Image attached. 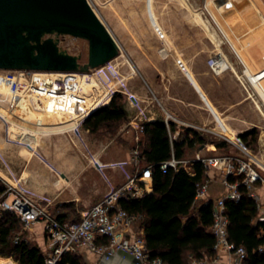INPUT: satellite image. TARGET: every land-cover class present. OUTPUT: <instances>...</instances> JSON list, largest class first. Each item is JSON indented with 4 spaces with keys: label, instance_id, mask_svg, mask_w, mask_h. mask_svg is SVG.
<instances>
[{
    "label": "rangeland",
    "instance_id": "1",
    "mask_svg": "<svg viewBox=\"0 0 264 264\" xmlns=\"http://www.w3.org/2000/svg\"><path fill=\"white\" fill-rule=\"evenodd\" d=\"M250 1L260 20L257 26L264 28V9ZM91 2L120 43L121 50L115 59L92 70L90 81L83 83L82 88L88 96L85 107L90 106L85 109L94 112L117 97L123 102L127 117L91 132L84 122L92 113L80 118V113L63 112L59 104H53L49 110L50 98L49 101L43 100V105H34L30 109L25 108L22 98L11 107L9 87L4 71L0 70V178L6 185V192L12 187L5 193L7 197L0 200L1 211H5L2 203H11L16 194H22L48 209L53 216L66 214L69 219L80 218L82 212L94 204L84 205L82 200L92 198L97 192H101L104 198L128 184L135 172L143 167L142 162L137 165L131 161V154L138 145L141 149L145 145L141 126L156 114H160L166 124L179 126L172 133L173 140L186 129L205 138V143L187 148L184 159L208 157V145L226 142V146L220 149L214 144L218 156L254 159L264 169V53L254 58L249 50L244 49L264 42L261 37L249 39L242 33L240 38L235 36L233 31L245 32L244 26L235 22L234 17H231L233 23L228 21V12L219 0L206 3L204 0ZM202 9L211 19H205L206 23L201 16ZM238 10L249 25L247 17L250 15H246L250 11L244 6ZM249 27L251 33L258 29L254 25ZM169 30L178 36L181 35L179 32L188 31L192 33L191 40L168 37ZM176 42L195 51L198 62H205L208 66L200 75L205 74L209 85H212L211 80L214 81L215 102L204 94L200 95L203 106L212 116L211 121L179 119L160 102L161 91H167L164 95L178 94V97L181 90H186L184 85H177L170 92L174 81L183 83L187 78L193 82L194 72L180 56ZM60 45L70 53L81 55L83 62L88 60L87 40L66 35L60 37ZM228 46L230 53L225 51ZM256 48L261 50L260 45ZM175 63L179 71L172 70ZM239 63L241 68H238ZM253 131L255 134H248L246 141L241 139L242 134ZM69 159L73 163L68 168ZM34 160L38 162L39 174L48 175L50 181L34 179ZM254 167L258 165L254 163ZM70 170L81 171L72 174ZM43 230V221L31 226L22 223L14 238L19 235L21 240L38 244L36 232L41 235ZM0 259L20 264L13 257L0 256Z\"/></svg>",
    "mask_w": 264,
    "mask_h": 264
},
{
    "label": "built area",
    "instance_id": "2",
    "mask_svg": "<svg viewBox=\"0 0 264 264\" xmlns=\"http://www.w3.org/2000/svg\"><path fill=\"white\" fill-rule=\"evenodd\" d=\"M3 71L9 87L11 107H14L25 93H28L36 104H41L43 100L49 101L50 98L51 102L47 106L49 110L53 104H59L58 106L63 112L80 113V118L88 113L89 115L93 113L91 109L83 111L86 108L88 96L82 88L84 82L90 81L89 77L93 75L90 73L92 70L89 73L36 70ZM167 125L170 128L168 122ZM141 132H144V125L141 126ZM142 160V149L138 145L131 154V161L139 165ZM196 161H201L207 168V177L198 184L196 199H206L212 180L210 176L212 167L220 168L223 171L222 182L227 188V192L214 204V220L210 230L217 239L215 250L217 252L227 251L234 258L232 264H243L248 257V251L244 246H238L230 241L228 236L230 219L226 214V202L239 201L241 199L239 187L244 185L258 205L259 213L255 222L260 226L259 235L263 239V243L257 250L264 253V196L259 193L260 185H263L261 187L264 188L263 167L254 159L247 160L239 156L218 155L197 156L193 160L179 159L173 155L171 159L162 162L160 166L163 172H167L170 167L175 169L191 167ZM254 163L258 167H254ZM152 170L151 165H145L134 174L128 184L107 194L100 202L82 212L80 219L76 221H62L53 216L48 209L35 204L22 194H16L11 203L4 202L1 205L3 210L16 214L24 226H31L39 221L44 222L45 231L50 240L45 256L46 264H61L63 255L67 252L77 251L79 246L88 247L105 261H111L119 255L125 260L132 256L141 260L143 264H167L161 258L151 257L147 248L144 228L137 225L140 217L131 214L120 204V200L128 198L130 193L134 196L144 193V188L138 182L153 181ZM232 175L243 176V178L232 182L230 180ZM10 190H12L11 186L8 187L7 192ZM102 237H107L109 243L100 244L98 239ZM14 241L19 243L20 236H15Z\"/></svg>",
    "mask_w": 264,
    "mask_h": 264
},
{
    "label": "trees",
    "instance_id": "3",
    "mask_svg": "<svg viewBox=\"0 0 264 264\" xmlns=\"http://www.w3.org/2000/svg\"><path fill=\"white\" fill-rule=\"evenodd\" d=\"M127 117V110L121 100H113L94 111L84 122L91 132L101 127L119 122ZM175 125L170 128L164 120L148 121L144 124L146 143L142 148V164L151 165L153 170V192L141 196L131 193L120 204L131 214L142 219L147 248L152 258H161L167 264H190L191 258L201 260L205 256H215L216 237L211 232L213 225L214 201L209 200L196 205L198 184L207 177V168L201 161H196L191 168L170 167L163 172L160 164L175 155L185 157L186 149L206 140L198 132L184 130L178 139H172ZM242 134L243 141L248 134ZM235 140H238L237 137ZM218 149L226 142H215ZM142 167V168H143ZM141 168V169H142ZM140 170V169H139ZM136 173V172H135ZM243 176H230L235 182ZM143 186V182H138ZM241 199L226 202V214L230 219L228 236L238 246H244L248 257L243 264H264V253L258 252L263 239L259 235L260 226L255 222L259 209L257 202L249 195L244 185L239 187ZM6 185L0 178V200L7 197ZM67 221L66 214L57 216ZM80 218H76L74 221ZM22 225L20 218L9 211L0 210V256L13 257L20 264H46L45 253L27 239L14 242V233ZM100 244H108L109 239H98ZM61 264H85L76 252H67Z\"/></svg>",
    "mask_w": 264,
    "mask_h": 264
},
{
    "label": "water",
    "instance_id": "4",
    "mask_svg": "<svg viewBox=\"0 0 264 264\" xmlns=\"http://www.w3.org/2000/svg\"><path fill=\"white\" fill-rule=\"evenodd\" d=\"M66 35L88 41L86 62L60 45ZM120 50L91 0H0V70L89 73Z\"/></svg>",
    "mask_w": 264,
    "mask_h": 264
},
{
    "label": "crops",
    "instance_id": "5",
    "mask_svg": "<svg viewBox=\"0 0 264 264\" xmlns=\"http://www.w3.org/2000/svg\"><path fill=\"white\" fill-rule=\"evenodd\" d=\"M208 0H204V2L206 3ZM221 3H223V7L225 8L226 13L228 12L229 16L227 19H229L228 21H232V23L235 22H240L241 24H243V29H245V32H236L233 31V34L237 37H241L239 34H244L246 35L247 38L249 39H253L254 37H261L262 41H264V28H262L261 26L258 27L257 25H259V18H257V15L254 14V8L251 4L250 0H236V3L234 2V0H219ZM253 3L255 4V6L260 7L262 10L264 9V0H252ZM244 6L245 10L248 9L249 14L246 15L249 16L248 18V22L250 23L249 25H254L255 27H257L258 29L255 31V33H251L249 32V25H247L246 21L244 22L243 20L245 19L244 17H241V14L239 13L238 7ZM252 7V9H251ZM229 8V9H228ZM201 16L203 18V21L206 23V20H211L207 15H204L205 11L202 9L200 10ZM235 15V16H232ZM231 15V16H230ZM231 17H234L235 20L233 21L231 19ZM206 19V20H205ZM226 19V17H225ZM226 19V21H227ZM185 20V19H184ZM229 23V22H228ZM248 31V32H247ZM170 36L168 37H174V38H178L179 36L182 38H186L189 40H191L190 38L192 37V33H188V31H183L179 32V34L181 33V35H176L173 34L171 30L168 31ZM174 32V31H173ZM211 32V36L213 35L212 30H210ZM178 33V32H176ZM248 33V34H247ZM173 34V35H172ZM214 36V35H213ZM212 36V37H213ZM214 38V37H213ZM226 44V42H223ZM177 45V42L175 43ZM257 45H260L261 50L259 51L258 48H256ZM178 48V52L180 54V56H183L185 58V62L187 63L188 68L194 72V78H193V82L192 80L189 79H184L183 83L181 82H175L173 84H171L170 86V92L171 89H173V86H180V85H184V87H186V90H181V94L180 96L177 97V95H173V94H168V95H164L165 93H167L166 90H164V92H160L161 94H163L162 97H160V102L163 104V107L170 112L171 114H173L175 117L177 116L179 119L182 120H188V121H198L201 120L202 122H208L212 120V116L208 113V110L203 106V102H202V98H201V94H204L208 99H210L213 103L215 102V95L213 93V85L214 81L211 80L212 85H209L208 81L209 79L204 77L205 74H201L200 72L207 70L208 66L207 64H205V62H198V58L194 57L195 55H197V53L195 51H193L192 49L188 48V47H182L180 45H177ZM263 48V49H262ZM230 47L228 46V48L225 50L226 52L230 53ZM245 51L249 52L252 54V56L255 58L257 57H261V55L264 53V42L262 43H256L253 46L248 48H245ZM174 65V64H173ZM239 67L240 63L238 64ZM172 70H176L179 71L180 69L178 68V66H172L171 67ZM179 79V78H178ZM178 83H182V84H178ZM212 86V87H211ZM160 90H162V87L159 86ZM165 96V97H164ZM171 96L173 98H171ZM87 109L90 108V106L86 107ZM84 109L83 111L87 110ZM153 120H163L161 119V115L160 114H156V117L152 118L150 121ZM175 125V129L179 128V126ZM181 128V127H180ZM207 152L209 156H214L217 155V151H216V147L214 144L208 145L207 146ZM67 165V164H66ZM69 166V165H68ZM32 167L34 168L32 170V176L34 177V179H36V181L41 180V182H48L51 180V178H48V175L46 174H39L38 171V162L34 160ZM191 168V167H189ZM71 171V170H70ZM81 170H72L71 173H75L79 172ZM222 173V175H221ZM71 174V175H72ZM210 176L212 177L210 186H209V190L207 193V197L206 199H201L198 200L196 199V205H201L204 202H207L209 200L214 201V203L220 198L222 197L226 192H227V188L224 185V183L222 182V177H223V171L220 168L217 167H212L210 170ZM73 177V175L71 176ZM75 177V175H74ZM142 188H144V193H152L153 192V181L150 180H146L143 182V186H141ZM143 193V194H144ZM259 193L260 195L264 196V188L260 187L259 188ZM143 194H138L136 196H141ZM103 199L102 193L97 192L96 194H94L92 196V198L90 199H84L82 200V202H84V205H91L92 202L94 203L93 205L97 204L98 202H100ZM96 201V202H94ZM91 205V206H93ZM90 206V207H91ZM75 219H67V221H74ZM141 222L142 219L140 218V221L137 223V225L141 226ZM35 225V224H34ZM143 227V226H142ZM34 228V226H33ZM37 233V245L42 249V251L45 253V255L48 252L49 249V245H50V240L46 234V231L43 230L42 234H38ZM78 255H80L85 264H131L130 260L127 259H123L121 258L119 255L115 256L111 261H105L102 259V257L91 251L88 247L86 246H79L77 248V251H75ZM201 263H198L200 262ZM234 261L233 256H231L227 251L225 250H221L219 252H217V255L209 257V256H205L204 258H202L201 260H198L196 258H191L190 260V264H232Z\"/></svg>",
    "mask_w": 264,
    "mask_h": 264
},
{
    "label": "bare ground",
    "instance_id": "6",
    "mask_svg": "<svg viewBox=\"0 0 264 264\" xmlns=\"http://www.w3.org/2000/svg\"><path fill=\"white\" fill-rule=\"evenodd\" d=\"M22 98H23V100L25 101V108H26V109L33 108L34 105L38 107V104H36V103L34 102V100L32 99L31 95H24ZM62 153H63V152H62ZM58 154H59V153H58ZM60 155H61V153H60ZM60 155H58V156L60 157ZM63 158H64V154H63ZM65 158H66V156H65ZM69 158H70V157H69ZM67 159H68V158H67ZM61 160H62V158H61ZM63 161H64V160H63ZM65 161H66V160H65ZM70 163H73L71 159H69V160L67 161L66 164H68V165H72V164H70ZM63 164H64V163H63ZM70 167H71V166H70ZM68 168H69V166H68ZM67 178H69V177H67ZM0 264H14V262H13V261H6V260H4V259H0Z\"/></svg>",
    "mask_w": 264,
    "mask_h": 264
}]
</instances>
